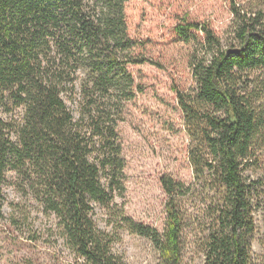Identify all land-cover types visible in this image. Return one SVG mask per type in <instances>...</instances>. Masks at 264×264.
<instances>
[{
    "label": "trees",
    "instance_id": "obj_1",
    "mask_svg": "<svg viewBox=\"0 0 264 264\" xmlns=\"http://www.w3.org/2000/svg\"><path fill=\"white\" fill-rule=\"evenodd\" d=\"M131 0H0V220L6 175L27 189L73 256L68 264H123L115 238L98 229L123 172L111 100L132 97L126 9ZM232 42L183 20L175 41L191 46V87L174 88L189 140L192 184L160 179L161 233L119 214L129 234L150 241L158 264H183L185 231L196 233L203 264H256V183L244 171L264 160V11L230 4ZM78 90L75 118L65 97ZM119 99V98H118ZM118 103V101H117ZM81 111V110H80ZM103 179V183H102ZM190 203H198L193 216Z\"/></svg>",
    "mask_w": 264,
    "mask_h": 264
},
{
    "label": "rangeland",
    "instance_id": "obj_2",
    "mask_svg": "<svg viewBox=\"0 0 264 264\" xmlns=\"http://www.w3.org/2000/svg\"><path fill=\"white\" fill-rule=\"evenodd\" d=\"M231 3L245 12L264 11V0H131L125 7L128 34L138 43L132 55L145 62L127 66L132 80L130 100L116 97L109 104L123 172L111 206L104 210L95 206L92 213L96 227L115 238L112 252L123 264H158V253L149 240L123 229L119 214L161 233L166 196L160 179L192 184L189 140L174 93V88L185 90L192 85L187 58L191 46L175 41L174 28L183 20L205 24L226 46L232 42L234 27ZM78 98L76 90L64 99L75 118L88 110L87 102L78 107ZM243 176L256 183L251 195L256 231L250 247L256 264H264V160ZM16 178L7 173L2 191L0 264H68L73 256L59 238L56 221L42 213ZM199 206L190 203L192 216ZM185 234L183 264H203L196 233L188 227Z\"/></svg>",
    "mask_w": 264,
    "mask_h": 264
}]
</instances>
